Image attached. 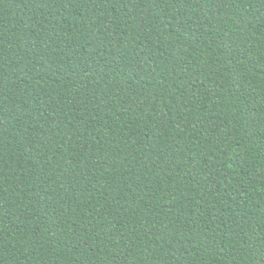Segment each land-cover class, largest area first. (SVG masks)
Returning <instances> with one entry per match:
<instances>
[{"label": "trees", "instance_id": "obj_1", "mask_svg": "<svg viewBox=\"0 0 264 264\" xmlns=\"http://www.w3.org/2000/svg\"><path fill=\"white\" fill-rule=\"evenodd\" d=\"M0 264H264V0H0Z\"/></svg>", "mask_w": 264, "mask_h": 264}]
</instances>
